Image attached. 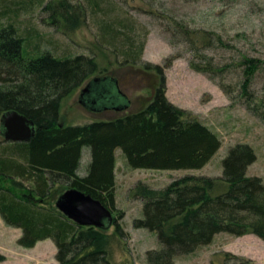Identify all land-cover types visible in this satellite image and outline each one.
<instances>
[{"label":"trees","instance_id":"obj_1","mask_svg":"<svg viewBox=\"0 0 264 264\" xmlns=\"http://www.w3.org/2000/svg\"><path fill=\"white\" fill-rule=\"evenodd\" d=\"M115 7L108 0H0V115L16 111L35 125V134L27 141L4 140L0 125V216L22 230L17 240L22 247L52 239L58 264H133L127 254L125 213L116 201L117 148L132 168L173 170L200 169L222 146L214 129L168 99L160 65L145 66L160 76L145 108L108 120L61 124L66 97L91 76H111L102 75L105 69L95 55L63 57L70 54L32 44L34 29L22 32L15 18L40 11L45 23L69 34L84 26L91 13L97 18L99 45L112 47L119 66H136L146 39H136L132 22L121 19ZM163 16L177 37H185L191 45L192 69L214 79L234 65L242 68L240 94L257 100L251 86L256 73L264 71L263 56L239 50L234 65L216 63L205 52L236 45L216 30L193 28L176 16ZM103 85L106 92L114 86L109 80ZM220 85L229 92L230 85ZM111 92L110 96H123L116 89ZM261 102L255 101V107L264 114ZM84 147L90 150V161L82 173ZM256 159L251 145L237 143L229 148L219 176L187 174L162 188L137 183L132 194L143 201V216L134 220V227L155 232L160 244L147 250L148 263L178 264L176 257L211 244L220 232L238 237L254 234L264 240V181L247 173ZM69 188L100 200L113 213L112 225L81 226L58 210L55 202ZM220 255L222 261L211 264H249L233 253Z\"/></svg>","mask_w":264,"mask_h":264},{"label":"rangeland","instance_id":"obj_2","mask_svg":"<svg viewBox=\"0 0 264 264\" xmlns=\"http://www.w3.org/2000/svg\"><path fill=\"white\" fill-rule=\"evenodd\" d=\"M108 1L118 7L115 9L120 13L121 19L132 22L136 39H146L140 62L136 66H119L110 51L112 47L108 49L99 45L97 18L91 13L84 26L69 34L45 23V15L40 11L24 13L15 20L22 32L26 28L28 31L34 29L32 44L39 43L43 48H54L57 54H70L63 57L95 55L101 68L105 69L102 75L117 80V86L124 97L110 96L103 90L105 85L97 86V90L88 99L90 106L87 107L80 103V94L83 87L99 75L91 76L62 101L61 124L108 120L121 113L145 108L153 98L160 79V76L145 66L160 65L164 69L168 99L219 134L222 146L210 162L200 169L132 168L127 163L123 150L116 149V201L118 208L125 213L123 227L130 236L128 258L133 264H149L146 259L147 250L158 249L160 244L155 232L134 227V220L143 216V201L132 194L137 183L162 188L187 174L219 176L223 171V159L229 148L237 143H248L254 148L257 159L249 166L247 173L260 176L264 181V114L255 107V101L259 103L262 100L261 105H264V71L256 73L251 86L257 98L254 101V98L248 99L240 94L243 71L234 65L239 50L264 57V0ZM164 14L176 16L193 28L212 29L222 34L236 47L230 50L212 48L205 54L213 56L216 63L228 62L234 66L222 75L216 74L214 79L192 69L191 45L185 37H177ZM120 59L122 60L121 56ZM221 82L230 85L228 93L221 87ZM89 161L90 150L84 147L82 173L86 171ZM109 231H113V227ZM21 234L20 228L7 225L0 216V255L4 257L0 264H58L55 257L57 249L52 239L42 240L33 248H25L17 243ZM223 252L238 255L249 264H264V240L254 234L238 237L225 232L216 234L211 244L198 248L192 254L178 256L175 261L178 264L218 263L223 259L220 255Z\"/></svg>","mask_w":264,"mask_h":264},{"label":"water","instance_id":"obj_3","mask_svg":"<svg viewBox=\"0 0 264 264\" xmlns=\"http://www.w3.org/2000/svg\"><path fill=\"white\" fill-rule=\"evenodd\" d=\"M109 78V79H108ZM114 84L109 90L111 95L112 88L121 92L117 86V80L112 77H95L91 79L82 89L80 103L89 105V98L92 92L97 90V86L105 81ZM2 135L6 141H27L35 134V125L24 115L16 111H8L0 118ZM58 210L65 216L81 226H95L106 229L113 222V213L98 199L86 194L76 188H69L63 192L55 203Z\"/></svg>","mask_w":264,"mask_h":264},{"label":"crops","instance_id":"obj_4","mask_svg":"<svg viewBox=\"0 0 264 264\" xmlns=\"http://www.w3.org/2000/svg\"><path fill=\"white\" fill-rule=\"evenodd\" d=\"M39 242H40V241H39ZM39 242H38V243H39ZM38 243H37V244H38Z\"/></svg>","mask_w":264,"mask_h":264}]
</instances>
